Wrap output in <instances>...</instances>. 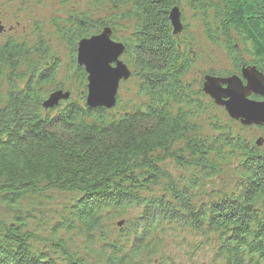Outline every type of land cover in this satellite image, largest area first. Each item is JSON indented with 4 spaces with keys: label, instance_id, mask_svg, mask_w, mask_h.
Returning a JSON list of instances; mask_svg holds the SVG:
<instances>
[{
    "label": "trees",
    "instance_id": "obj_1",
    "mask_svg": "<svg viewBox=\"0 0 264 264\" xmlns=\"http://www.w3.org/2000/svg\"><path fill=\"white\" fill-rule=\"evenodd\" d=\"M102 4L123 11L114 20L132 24L128 37L117 39V23L99 21L89 10L71 14L58 30L70 53L62 80L59 61L41 36L31 47L0 44V208L14 214L0 219V264H172L163 245L174 228L199 238L200 247L210 245L221 264H264V151L222 132L218 122L211 125L216 137L204 133L197 98H208L183 82L191 60L168 20L179 0ZM188 4L207 40L221 43L232 65L231 75L209 76H239L249 66L264 77V0ZM104 28L124 46L128 80L136 79L141 98L117 115V97L111 110L85 105L86 75L75 62L77 42ZM70 82L76 93L45 110L49 93L69 91ZM234 159V186L195 202L198 190ZM166 161L180 169L179 177L161 166ZM151 187L159 188L157 196L144 195ZM52 194L69 196L54 229L90 239L98 249L92 261L58 238L45 250L34 245L23 208ZM117 220L121 226L105 229V221Z\"/></svg>",
    "mask_w": 264,
    "mask_h": 264
},
{
    "label": "rangeland",
    "instance_id": "obj_2",
    "mask_svg": "<svg viewBox=\"0 0 264 264\" xmlns=\"http://www.w3.org/2000/svg\"><path fill=\"white\" fill-rule=\"evenodd\" d=\"M92 6H94V9H92ZM178 9L182 31L175 37V41L180 50H184L186 57L191 60L190 68L185 74L183 82L188 84L192 91H196L201 89L202 79L209 73L233 74L231 62L222 44H213L207 40L201 19L191 9L188 0H179ZM88 10L99 21L105 23L116 22L117 39L128 37L132 24L114 20V17L119 14L122 15L123 11L105 6V4H102V0H0V44L13 40L15 42H26L31 47L36 38L41 36L59 61L58 79L62 80L65 72L70 68V53L67 51L65 39L60 37L58 30L68 26L66 21L71 14ZM114 42L121 43L118 40ZM238 54L245 61L248 59V56L242 54L241 51ZM120 61L123 62V59L120 58ZM136 84V79L131 78L119 85L117 92L119 108L117 111L112 110L114 114L117 115L118 111H120V114L126 112L131 105H136L140 101L141 98L137 93ZM65 88L69 91L66 89V91H61L76 93V86L71 82ZM208 99L197 98V102L201 103L200 106L203 108L200 118L202 119L204 133L207 136L216 137L211 125L213 122H218L222 132L230 131L232 137L245 140L249 144H254L256 140L260 139L263 141L260 150L264 151V129L242 127L237 122L230 121L223 110L212 106L210 99ZM237 163L234 159L227 164V167H222V173L219 176L211 178L206 185L204 184L202 189L198 190L200 194L195 202H206L211 198L209 196L221 191V189H231L234 186L233 176ZM161 166L174 178L179 177L182 173L170 161L163 162ZM158 190V187H151L149 192L144 195L157 196ZM204 194L205 196L202 199ZM68 198V195L52 194L47 198L26 205L23 210L24 213L25 211L28 212L27 217V214H25L28 219L25 218L24 221L32 232L34 236L33 243L38 249L45 250L49 248V245L56 242V238H58L72 251H76L80 255L87 254L88 259L92 261L93 257L98 254V249H96L97 246L91 244L90 239H87L84 234H78L73 230H59V228L54 229L53 227L59 218L66 215V208L69 204ZM13 215L10 211L0 208V219ZM122 223V220L105 221V229L111 231L115 225L120 224L121 226ZM198 241L200 242L199 238H195L194 235L190 236L188 232L174 228L167 233L163 250L170 255L172 264H221L214 257L212 247L210 245L200 247L195 244ZM153 262L154 260H150L149 264H153ZM94 263L97 264V259Z\"/></svg>",
    "mask_w": 264,
    "mask_h": 264
},
{
    "label": "water",
    "instance_id": "obj_3",
    "mask_svg": "<svg viewBox=\"0 0 264 264\" xmlns=\"http://www.w3.org/2000/svg\"><path fill=\"white\" fill-rule=\"evenodd\" d=\"M168 20L172 35H179L182 31V25L180 22V12L177 7H173L169 11ZM101 37L106 38L110 43H113L116 48L121 50L119 56L120 61L124 52V46L121 43L112 41L111 31L108 28H104L99 34L89 38L98 39ZM85 40L86 38L79 40L75 50V62L78 67L83 68L86 75L85 105L90 109L102 108L111 110L116 105V97L120 83L127 81L131 76V72L126 65L120 61L119 67L121 71L117 78V82L110 87L105 96L101 97L97 95L94 91L91 73L87 70V66L82 63L79 55L80 46ZM249 76L254 77L255 81L251 88L247 87ZM262 77L263 75L256 70L255 67L242 66L239 70V76L232 75L225 78L209 75L204 76L201 84V91L212 101L214 106L224 111L229 120L237 122L242 127H259L264 129V86L261 84ZM237 81H240L246 89L241 97H234L233 95V86ZM213 85L215 88L212 91ZM252 97L256 99H252ZM68 99V92H63L61 90L54 91L48 95L42 107L45 110L52 109L56 107L59 102ZM262 142L263 141L258 139L255 144L257 147H261Z\"/></svg>",
    "mask_w": 264,
    "mask_h": 264
},
{
    "label": "snow or ice",
    "instance_id": "obj_4",
    "mask_svg": "<svg viewBox=\"0 0 264 264\" xmlns=\"http://www.w3.org/2000/svg\"><path fill=\"white\" fill-rule=\"evenodd\" d=\"M120 51L113 43L103 37L98 39L86 38L80 46L81 61L91 73L95 93L101 97L105 96L110 87L117 82L121 71L119 67ZM254 83V77L249 76L247 87L251 88ZM261 84L264 86V77L261 78ZM214 88L213 85L212 91ZM245 90V86L237 81L233 86L234 97H241Z\"/></svg>",
    "mask_w": 264,
    "mask_h": 264
},
{
    "label": "flooded vegetation",
    "instance_id": "obj_5",
    "mask_svg": "<svg viewBox=\"0 0 264 264\" xmlns=\"http://www.w3.org/2000/svg\"><path fill=\"white\" fill-rule=\"evenodd\" d=\"M181 54H182V52H181ZM129 71H130V70H129ZM226 77H228V76H226ZM221 78H225V77H221ZM121 83H122V82H121ZM121 83H120V84H121ZM116 102H117V99H116Z\"/></svg>",
    "mask_w": 264,
    "mask_h": 264
}]
</instances>
